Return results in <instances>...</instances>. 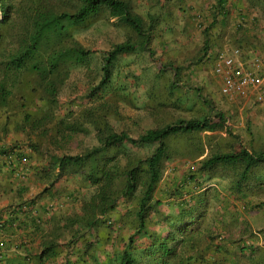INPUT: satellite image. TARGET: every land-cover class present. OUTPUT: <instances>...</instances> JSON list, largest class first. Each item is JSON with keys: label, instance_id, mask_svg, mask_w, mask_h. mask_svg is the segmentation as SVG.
I'll return each mask as SVG.
<instances>
[{"label": "trees", "instance_id": "16d2710c", "mask_svg": "<svg viewBox=\"0 0 264 264\" xmlns=\"http://www.w3.org/2000/svg\"><path fill=\"white\" fill-rule=\"evenodd\" d=\"M138 1L0 0V264H226L229 253L217 259L212 251L234 243L216 224L230 205L225 200L211 208L219 198L206 183L217 167L233 165L240 171L230 188H238L234 198L243 208L264 204L246 203L248 194L239 192L264 158V137L257 132L247 142L234 134L232 149L209 151L186 171L165 177L164 139L223 129V112L177 119L135 137L107 123L109 105L100 103L96 116L82 107L79 117L86 120L80 121L70 110L73 100H61L72 74L94 99L118 57L149 49L162 25L146 24L152 13L137 11ZM154 3L171 25L176 10L184 12L182 33L199 32L200 43L184 58L191 65L215 61L230 47H238L246 62H264V0ZM109 25L119 38L107 39L106 47L84 46L78 39L90 26L105 33ZM147 51L152 59L155 51ZM92 64L95 73L86 77ZM76 131L93 133L95 141L72 146ZM61 182L63 198L77 208L58 207L61 200L53 196ZM256 231L259 237L263 228Z\"/></svg>", "mask_w": 264, "mask_h": 264}, {"label": "rangeland", "instance_id": "374dc122", "mask_svg": "<svg viewBox=\"0 0 264 264\" xmlns=\"http://www.w3.org/2000/svg\"><path fill=\"white\" fill-rule=\"evenodd\" d=\"M156 0H140L137 3V11L143 14L152 13L151 16L149 15L146 24H153L155 28H159V24L164 26L167 23V26H170L172 23V19H169L167 13H164L161 16V12L164 9L161 8L160 5H155ZM156 15H158L156 17ZM156 18L158 19L156 21ZM102 19V18H101ZM96 25V24H95ZM94 25V26H95ZM99 25V23H98ZM97 25V27H98ZM95 28L90 26L86 31L78 35V39L84 46L89 47H96V48H103L108 46L107 39L109 38H119L118 37V29L113 25H109L105 27V33H99L94 30ZM154 34V33H153ZM171 31L165 37L170 36ZM155 35L158 37V34ZM154 36V35H153ZM156 38V37H154ZM200 37L197 36L193 39V42H199ZM141 49V50H140ZM143 47H139L136 51L123 54V57H118L117 63H127L130 61H136L137 59L147 58L149 60V54L142 50ZM150 51V50H149ZM156 55L159 58L163 56V53L155 51ZM174 54L177 55L178 52L174 51ZM159 60V59H158ZM138 61V60H137ZM153 61V60H152ZM157 61V60H156ZM163 63H166L167 59H162ZM140 62V61H139ZM136 62V67L133 69L135 70H143L144 64L142 62ZM116 63V64H117ZM156 63V62H155ZM211 65V62L208 65ZM112 76L109 78V81L106 84V91L108 94V101H114V97L118 96L119 101L122 103L121 105H126L127 102L133 106L132 103L138 104L139 106L147 104L151 109L146 107L135 108L131 105H126L122 107H117V111L120 114L119 119H115L112 124L116 130L127 129L128 131L132 132L136 135L138 132L146 129L147 127H162L164 124L167 123H174L176 120V114L174 109L170 108L169 105L172 103L174 99V95L172 91L175 92H183L185 91V86H179L178 84L174 86L172 79H161L158 83V79L151 78L147 81V83H143L138 92H135V89L130 88L129 82L137 77L126 76L125 74L121 73L122 71L119 70L118 64H112ZM147 67V66H146ZM152 68V67H151ZM150 68V69H151ZM209 69H213V64L209 66ZM96 70V66L94 64L91 65V69L84 74L87 76H92ZM89 74V75H87ZM80 75V74H79ZM169 75V74H168ZM165 73H160V76H168ZM129 82H126V81ZM144 81V80H142ZM117 83V85H115ZM141 83V82H140ZM189 85L190 84H186ZM115 86L117 88L115 89ZM187 87L189 90L194 88L192 85ZM125 87H127L125 89ZM134 87L135 84H134ZM87 84L81 80L77 79L76 74H72L67 81L66 88L62 92L63 98L61 100H73V104L76 106L70 107L77 108L78 105H90L93 108L100 107V101H94L90 104H87V101L84 97H87ZM138 88V85H137ZM193 90V89H191ZM199 92H203L201 89L196 90ZM243 94V93H242ZM241 94V95H242ZM173 95V96H172ZM228 95V94H227ZM182 98V96H181ZM210 100V98H209ZM107 102V101H106ZM215 101L211 102L214 106ZM216 104V103H215ZM159 105V107H158ZM85 107V106H84ZM215 107V106H214ZM217 107V106H216ZM64 108V105H63ZM149 110V111H148ZM151 110V112H150ZM150 112V113H149ZM61 114H66V111L60 110ZM113 113L112 110L109 111V115L112 116L110 120H113ZM213 113V112H212ZM225 113V112H223ZM180 112H177L179 115ZM227 118L230 119L229 123L232 124V117L234 114L229 113L226 114ZM228 122L226 124H229ZM227 126V125H226ZM81 135V134H79ZM186 135V134H185ZM19 137L15 135L14 138ZM215 137V136H214ZM84 137H78V139L72 142V146H81L78 143L84 142ZM203 139L200 138L199 133H191L183 137L182 135H169L164 139L167 148V158L166 166H165V177H170L172 175H179L180 172L188 168L189 165L193 164L197 161V153L199 152V145L202 146ZM222 148L221 141L216 138V143L213 144L211 148H208V152L220 150ZM202 149V148H201ZM142 153H148L149 150L147 148H141ZM169 156V157H168ZM260 162H257L254 168L251 170V179L246 182L245 185L241 186L242 189L239 190L241 193L248 194V198H251V201L257 202H264V158H262ZM233 166V165H231ZM231 166H220L217 167L214 174V179L210 181V183H214L209 186L210 192H216L218 196L217 202L211 203V208L220 207L221 204L225 200V202L230 205L227 208V213L217 219L216 224L218 225V231L224 238L230 240L229 243L226 245V251H219L214 252L215 258H219L220 256H226L228 253V259L226 264H264V244L262 241L263 233H264V204L258 207H245L243 208V203L240 200L234 198V195L238 193L237 187L233 186V190H231V184H233L234 180L237 179L238 169ZM233 170V173L230 171ZM240 174V173H239ZM216 182V183H215ZM220 182V183H219ZM209 183V182H208ZM206 183V184H208ZM57 186H62L58 188V192L53 196L54 198H58L61 200L58 203V207L64 210H68L71 207L77 208L78 203L74 201H68V199H64V187L62 182ZM68 186V185H67ZM69 188H72V185L69 184ZM237 188V189H236ZM39 188L38 185L34 186L31 190V193L38 192ZM53 198V199H54ZM224 198V199H222ZM224 204V205H225ZM224 210V209H222ZM209 215V214H208ZM262 227L263 233L260 232L259 237L256 235L257 228ZM254 233L252 234L251 232ZM247 240V245H243V242ZM243 246V247H242ZM223 262L226 260L222 259ZM225 264V263H224Z\"/></svg>", "mask_w": 264, "mask_h": 264}, {"label": "crops", "instance_id": "0c3cea01", "mask_svg": "<svg viewBox=\"0 0 264 264\" xmlns=\"http://www.w3.org/2000/svg\"><path fill=\"white\" fill-rule=\"evenodd\" d=\"M186 2L194 3L197 2V0H185ZM184 12L179 11V9L176 10V17L175 21L172 25L167 26H161V28L157 29V33L159 34L157 37L154 33V37L152 38L151 43L149 44V49L147 50H154V51H160L163 53V56L159 58L158 56H155L154 54L153 58L147 60V58L143 59H136V61H130L127 63H117L119 70L122 71L121 73L125 74L126 76L131 77H137L134 80L132 79L131 82L128 80L126 82H129L130 85H128L130 88L135 89V92H138L141 88L140 86L143 83H147V81L151 78L155 79L157 78L158 81L161 79H174L176 76V68H181V70L177 71V77H178V85L179 86H185V91L183 92H175L172 91L174 98L177 97V99H174L172 103L169 105L170 108L174 109L176 114V120L177 119H188L191 117H194L198 115L199 117L208 114V112H225L224 114H234V117H232V124L229 123L230 119L227 118L226 115V121L225 126L223 129L215 130V131H203L199 133L200 138H202V149L203 154L200 155L196 159H200L203 156H205L208 152V148H211L213 144L216 143V138H218L221 141L222 148L225 150L232 149V138L236 135L241 139L242 142H247L251 138V132L254 134L257 132L259 135H262L264 137V93H260L254 88L251 89H241L236 90L233 95H227L221 92V84L219 77L216 76L213 72V69H209V66L212 64L214 65V61L211 62V65L207 62L199 64V65H191L190 61H184L185 54L189 52V50L194 47L193 39L197 36L200 37L199 32L195 30H191V32L188 35L187 33H182L180 31V27L183 25L182 15ZM172 26H174L175 30H172ZM178 28V29H177ZM156 30V29H155ZM171 31L170 36L165 37L168 32ZM201 38V37H200ZM201 39H199L200 43ZM146 50V52H148ZM174 51L178 52L177 55L174 54ZM159 59V60H158ZM162 59H167L168 61L166 63H163ZM138 60V61H137ZM153 60V61H152ZM157 60V61H156ZM142 62L144 64L143 70H135L133 69L136 67V62ZM139 62V63H140ZM156 62V63H155ZM147 66V67H146ZM152 67V68H151ZM151 68V69H150ZM165 73L166 76H160V73ZM144 80V81H142ZM141 82V83H140ZM191 83V84H190ZM134 84L136 87H134ZM159 84V83H158ZM190 84L194 88H191L193 90H189L187 87ZM117 85V83L115 84ZM138 85V88H137ZM189 86V87H190ZM117 86H115V89ZM127 87H125L126 89ZM197 88L202 91L198 92L196 91ZM140 92V91H139ZM197 92L201 94V97L197 95ZM243 93V94H242ZM242 94V95H241ZM172 95V96H173ZM87 97H84L87 101V104L93 103L94 101H101L99 103L101 104H107L109 105L108 109L104 110V113L106 115V121L109 125L112 126L113 130L115 131H125L128 132L131 136H137L139 133L143 132L144 130L138 132L136 135H134L132 132L128 131L127 129H121L116 130L112 124V122L115 119H119L120 114L117 111V107L131 105L130 102H127L126 105H121L122 103L119 101L118 96L114 97V101H111L109 103L108 101V94L106 91V88H104V91L102 90L101 94H97V98L92 99V96L88 94V88H87ZM182 96V98H181ZM210 98V100H209ZM206 99L209 102V106H207V103L202 100ZM107 101V102H106ZM215 101L214 106L211 104V102ZM135 108L140 107H146L148 109H151L147 104L139 106L138 104L135 105V103H132ZM100 105V104H99ZM87 108L88 110H92L91 112L96 116L98 108H93V106L90 105H78L77 108H72V113L79 118V120H86L82 117H79L81 114V110H83L82 107ZM217 106V107H216ZM159 107V105H158ZM112 110L113 113V120H110L112 116L109 115V111ZM63 111V110H62ZM149 111V110H148ZM151 112V110H150ZM149 112V113H150ZM177 112H180L179 115H177ZM60 114V112H59ZM229 124H226V123ZM88 125V124H86ZM227 125V126H226ZM226 128L230 129L232 132L231 137H229L228 132L226 131ZM81 134V135H79ZM235 134V135H234ZM74 140L78 139V137H81L84 142H82L83 145H91L94 141V134H84L81 131L74 132ZM215 136V137H214ZM231 138V139H230ZM230 140V141H229ZM235 140V137H234ZM77 141V140H76ZM233 173V170H230ZM240 172V171H239ZM238 172V173H239ZM214 179V178H213ZM212 179V180H213ZM213 184V183H212ZM209 181L207 186L212 185ZM251 198L247 197L246 203H256L257 201H251ZM68 211V210H67Z\"/></svg>", "mask_w": 264, "mask_h": 264}, {"label": "built area", "instance_id": "2783aa9c", "mask_svg": "<svg viewBox=\"0 0 264 264\" xmlns=\"http://www.w3.org/2000/svg\"><path fill=\"white\" fill-rule=\"evenodd\" d=\"M214 60L213 72L222 82V93L233 95L236 90L251 88L264 93V62H246L238 47L220 50Z\"/></svg>", "mask_w": 264, "mask_h": 264}]
</instances>
